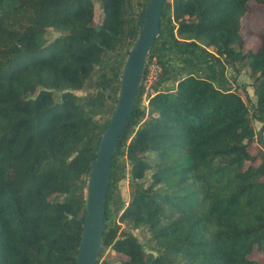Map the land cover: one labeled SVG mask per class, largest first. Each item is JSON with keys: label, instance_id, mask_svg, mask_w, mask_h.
I'll return each instance as SVG.
<instances>
[{"label": "trees", "instance_id": "obj_1", "mask_svg": "<svg viewBox=\"0 0 264 264\" xmlns=\"http://www.w3.org/2000/svg\"><path fill=\"white\" fill-rule=\"evenodd\" d=\"M147 2L134 17L131 0H0V264L76 263L107 126L94 117L119 89ZM252 3L264 7L165 0L150 56L162 73L147 108L141 87L114 155L97 264H264L252 257L264 252V33L246 47ZM121 154L127 203L113 199Z\"/></svg>", "mask_w": 264, "mask_h": 264}, {"label": "water", "instance_id": "obj_2", "mask_svg": "<svg viewBox=\"0 0 264 264\" xmlns=\"http://www.w3.org/2000/svg\"><path fill=\"white\" fill-rule=\"evenodd\" d=\"M165 0H149L124 61L116 103L101 135L84 195V221L75 264H97L103 246L106 200L114 155L135 109L151 47L160 33Z\"/></svg>", "mask_w": 264, "mask_h": 264}, {"label": "rangeland", "instance_id": "obj_3", "mask_svg": "<svg viewBox=\"0 0 264 264\" xmlns=\"http://www.w3.org/2000/svg\"><path fill=\"white\" fill-rule=\"evenodd\" d=\"M171 1H173V0H171ZM131 2H132L134 12H135L134 17H137V15L140 12L139 6L141 3V0H131ZM138 4H139V6H138ZM252 7L254 8V13L252 15L246 16L244 18V33H245V37H246V47L256 49L260 44L259 34L264 33V7L261 5L254 4V3H252ZM100 15H101V10L97 6L96 15H95L96 21H99ZM250 31L254 32L255 34H250ZM130 47H131V45H130ZM125 52H126V50L124 48L119 49L117 54H115L116 55L115 57L118 59H121V57L123 56V54H125ZM154 59L156 60L157 58L155 57ZM177 66L179 68H181L179 65H177ZM100 70H101V68L97 67L96 70L93 72L92 77L96 78L98 76ZM227 75H228V77H231L232 75L234 76L235 74H233V71L231 69L227 68ZM230 82L231 83L233 82V80L231 78H230ZM236 83L239 85L245 86L247 89V92L249 94V98L252 101H255L256 97H255L253 89L250 85V79L246 74L243 73V74L239 75ZM165 85L173 86L174 82L171 80L170 82H166ZM93 91H94L93 89H90V90H87L86 92L85 91L79 92L78 94L85 95V94L93 92ZM109 93H110V95L108 96V99L106 100V104L103 107L101 113H99L98 115H96L94 117V121H96L98 123V125H100V126H102L105 123H108L109 118L112 114V111H113L115 103H116L118 91L117 92L110 91ZM154 93H155V90H153V93H151L150 95L142 96L141 103H140L141 108H147L148 107L149 97L154 95ZM244 98H245V100H247L245 96H244ZM256 125H257V128H259L261 124L257 123ZM256 149H257V144H253L250 147V151L252 153H255ZM116 171L118 173L119 178L116 180V182L114 183V186H113V199H115L114 202L121 201L122 203H127L130 199V164L126 158V155L121 154L118 156ZM86 184H87V182H86ZM86 184L84 186V195H85V190H86ZM119 216H120V209L118 210V212H116V215L114 216L115 219L113 220V217L111 218L112 219V222H111L112 225L118 224V222L116 223V221H118ZM123 228H124V226H122L120 231ZM134 232L140 238L141 241H144L143 240L144 236L140 233L139 230H135ZM106 253H107V251H106ZM252 257L257 259V260L262 261V260H264V252L255 253L252 255ZM99 264H103L102 261ZM108 264H113V263L109 262Z\"/></svg>", "mask_w": 264, "mask_h": 264}, {"label": "built area", "instance_id": "obj_4", "mask_svg": "<svg viewBox=\"0 0 264 264\" xmlns=\"http://www.w3.org/2000/svg\"><path fill=\"white\" fill-rule=\"evenodd\" d=\"M154 58L155 57H153L151 60L149 58L146 65L145 74L141 85V87H143L144 90L143 96L144 95L147 96L153 93L154 90L153 86L157 82V80L159 79L162 73V66L160 65L158 60L157 59L155 60Z\"/></svg>", "mask_w": 264, "mask_h": 264}]
</instances>
